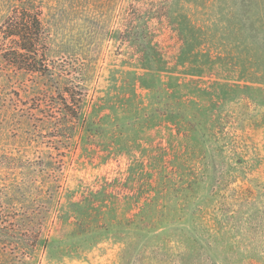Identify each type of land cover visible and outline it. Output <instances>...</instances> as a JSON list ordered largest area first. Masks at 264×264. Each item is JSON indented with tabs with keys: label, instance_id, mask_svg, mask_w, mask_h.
<instances>
[{
	"label": "rangeland",
	"instance_id": "rangeland-1",
	"mask_svg": "<svg viewBox=\"0 0 264 264\" xmlns=\"http://www.w3.org/2000/svg\"><path fill=\"white\" fill-rule=\"evenodd\" d=\"M15 5L51 73L0 56V264H264V0Z\"/></svg>",
	"mask_w": 264,
	"mask_h": 264
},
{
	"label": "trees",
	"instance_id": "trees-1",
	"mask_svg": "<svg viewBox=\"0 0 264 264\" xmlns=\"http://www.w3.org/2000/svg\"><path fill=\"white\" fill-rule=\"evenodd\" d=\"M40 10L15 5L0 24V56L8 64L26 71L51 73L43 42ZM83 92L65 85L60 96L64 111L71 117L80 114Z\"/></svg>",
	"mask_w": 264,
	"mask_h": 264
}]
</instances>
